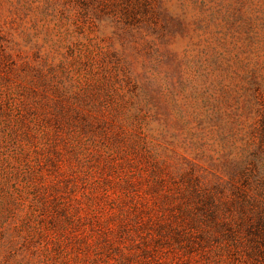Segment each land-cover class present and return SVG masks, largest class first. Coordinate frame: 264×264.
Masks as SVG:
<instances>
[{"label":"rangeland","instance_id":"374dc122","mask_svg":"<svg viewBox=\"0 0 264 264\" xmlns=\"http://www.w3.org/2000/svg\"><path fill=\"white\" fill-rule=\"evenodd\" d=\"M263 181L264 0H0V264H264Z\"/></svg>","mask_w":264,"mask_h":264},{"label":"trees","instance_id":"16d2710c","mask_svg":"<svg viewBox=\"0 0 264 264\" xmlns=\"http://www.w3.org/2000/svg\"><path fill=\"white\" fill-rule=\"evenodd\" d=\"M241 162L237 163L235 169H239L241 175L248 178L242 168ZM232 175H235L236 170L231 172ZM262 186H264V181L262 182ZM194 195L195 193L192 192ZM198 198H200L201 205L196 208L195 207H187L184 210V214L190 215L191 219L186 220L183 219V224L178 226L174 225L170 222H158L155 224L157 228L160 230V233H166L170 235V237L175 240V242L186 241V247L193 248L194 243H196V238L198 239L197 244H200L202 249L209 247L214 240L219 238L218 232L226 226L228 221L223 220L213 221L212 219L217 218L218 210L216 203H213L212 197L204 198L197 193ZM240 205L239 209V218L241 219L243 225H245L246 230L248 231L249 236V247L254 252L263 253L264 252V206L257 209H250L249 207L253 206L254 200L251 196H246L244 202L242 200H238ZM248 207V208H247ZM200 211V212H198ZM250 214L255 215L256 220L253 223L252 217ZM226 221V222H225ZM184 225V226H182ZM231 232L230 241H238L240 240L237 237V230L229 229ZM160 237V240L165 235L157 234ZM162 235V236H161ZM157 241V240H156ZM263 246V248H262ZM228 247V245H227Z\"/></svg>","mask_w":264,"mask_h":264}]
</instances>
